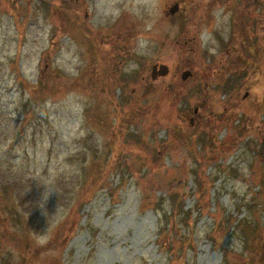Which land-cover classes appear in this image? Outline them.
I'll return each mask as SVG.
<instances>
[{
    "label": "rangeland",
    "instance_id": "1",
    "mask_svg": "<svg viewBox=\"0 0 264 264\" xmlns=\"http://www.w3.org/2000/svg\"><path fill=\"white\" fill-rule=\"evenodd\" d=\"M0 264H264V0H0Z\"/></svg>",
    "mask_w": 264,
    "mask_h": 264
},
{
    "label": "water",
    "instance_id": "2",
    "mask_svg": "<svg viewBox=\"0 0 264 264\" xmlns=\"http://www.w3.org/2000/svg\"><path fill=\"white\" fill-rule=\"evenodd\" d=\"M178 10V5L175 4L173 7L170 8V13L171 14H175L176 11ZM168 67L166 65H153L152 68H151V72H150V78L151 80H156L157 78L159 77H165L168 75ZM192 75V72L190 70H184L182 73H181V79L183 81L187 80L188 78H190ZM198 111V108H195L194 109V113H197ZM193 119L191 118L190 119V123H192Z\"/></svg>",
    "mask_w": 264,
    "mask_h": 264
},
{
    "label": "trees",
    "instance_id": "3",
    "mask_svg": "<svg viewBox=\"0 0 264 264\" xmlns=\"http://www.w3.org/2000/svg\"><path fill=\"white\" fill-rule=\"evenodd\" d=\"M173 203V202H172ZM157 211H159L158 209H156V213H157ZM160 212V214H158L157 213V218H158V220L160 221V223L163 221V219H164V214H161V211H159ZM178 212H174L173 211V215H176ZM179 214V213H178ZM186 217L187 216H185V213L183 212V215L181 216V218L179 217L178 219H181L180 221L183 223L185 220H186ZM189 218V217H188ZM176 224V226H177V222L175 223ZM182 226V225H181ZM182 228H183V226H182ZM161 234V232L160 233H158V235H160Z\"/></svg>",
    "mask_w": 264,
    "mask_h": 264
},
{
    "label": "flooded vegetation",
    "instance_id": "4",
    "mask_svg": "<svg viewBox=\"0 0 264 264\" xmlns=\"http://www.w3.org/2000/svg\"><path fill=\"white\" fill-rule=\"evenodd\" d=\"M254 1H256V0H254ZM250 25H252V20H251L249 23H247L246 26H245V25H244V26H245V28H249ZM247 26H248V27H247Z\"/></svg>",
    "mask_w": 264,
    "mask_h": 264
}]
</instances>
